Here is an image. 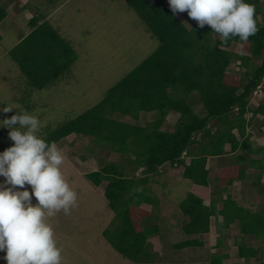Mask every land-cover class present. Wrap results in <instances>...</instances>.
Listing matches in <instances>:
<instances>
[{
    "label": "trees",
    "instance_id": "16d2710c",
    "mask_svg": "<svg viewBox=\"0 0 264 264\" xmlns=\"http://www.w3.org/2000/svg\"><path fill=\"white\" fill-rule=\"evenodd\" d=\"M124 1L158 46L107 89L97 104L44 138L57 143L75 134L90 137L96 153L102 146L110 148L102 156L103 165L83 176L96 186L103 185L106 205L114 215L102 234L123 258L134 263L156 260L157 253L148 240L160 234L153 212L166 202L165 190L172 180L165 174L169 166L181 169L182 178L192 185L213 188L208 204L188 191L175 205L178 213L175 210L167 220L172 218V226H180V231L172 233L171 249L203 248L213 221L218 232L235 233L231 244L237 259L230 260L233 257L222 251L223 238L218 237L211 245L215 251L209 254L208 264H241L242 260L264 264L260 261L264 253V142L254 145L250 141L255 134L264 140V99L250 106L255 93L264 97V22L259 20L264 14L260 1L247 0L255 7L257 33L247 41L234 37L227 43L208 25L198 28L195 22L190 29L171 13L164 0ZM5 17L6 10L0 4V22ZM29 27L9 53L29 86L41 90L62 76L77 56L42 16L30 18ZM232 44L239 45L240 51L230 50ZM232 63L238 64L236 71L230 70ZM149 112L152 120L134 123L141 113ZM171 112L178 114L172 130L162 129ZM248 127H254L256 133L247 131ZM226 144L230 152H242L235 166L209 170L208 159L223 155ZM245 156L249 159L241 164ZM248 167L256 170L252 185L263 201L259 209L243 206L227 190L246 178ZM148 217L151 224L143 226ZM246 238H253L256 245H248Z\"/></svg>",
    "mask_w": 264,
    "mask_h": 264
},
{
    "label": "rangeland",
    "instance_id": "374dc122",
    "mask_svg": "<svg viewBox=\"0 0 264 264\" xmlns=\"http://www.w3.org/2000/svg\"><path fill=\"white\" fill-rule=\"evenodd\" d=\"M164 1L168 5L167 0ZM259 1L264 14V0ZM0 4L6 10V17L0 22V109L12 106L17 113L27 111L37 115L41 120L39 135L43 138L67 120L97 104L107 89L158 46L157 40L124 0H0ZM176 15L188 26L196 22L188 17L187 12ZM33 16H42L51 23L71 44L77 56L62 76L41 90L29 86L9 53L30 31L29 20ZM259 20L264 22V15H259ZM230 50L240 51V46L232 44ZM238 67L237 63H232L230 70L236 71ZM261 99H264L263 95L261 97L257 92L250 106H255ZM195 110H199V105L195 106ZM13 114L0 112V120L10 118ZM152 115V112L141 113L134 123L142 125L152 120ZM177 118V113H169L162 129L172 130ZM8 131L7 128H0V152L13 144ZM247 131L256 133L254 127H248ZM91 143L90 137H77L75 134L55 143L65 155L61 171L77 193L76 205L67 213L61 210L55 216L46 218L54 230L57 246L62 250L61 264H208L209 254L215 251L211 245L218 237L223 238L222 251H227L233 257L230 260L237 259L236 248L231 244L235 233L218 232L213 221L211 231L205 235L206 245L203 248L171 249L169 244L174 241L172 235L180 231V226H172V218L167 220L169 215L175 213V205L188 191L208 204L213 188L192 185L182 178L181 169L175 171L169 166L165 174L172 180L165 190L166 202H162L160 209L153 212L158 217L160 234L148 240L157 258L152 263H134L123 258L102 234L114 215L106 205L103 185L96 186L83 176L103 165L102 156L110 152V148L102 146L96 153L91 149ZM230 157L232 161L233 156ZM211 165H215L214 160ZM251 172L249 174L253 177L255 171ZM250 185V179L237 181L234 187L229 188V192L243 206L259 209L263 201L250 190ZM25 187L31 192L30 186ZM32 202L36 203L34 197ZM150 224L149 217L142 221L143 226ZM246 240L248 245H256L253 238ZM3 257L4 253L0 252V264H6ZM242 261L241 264L259 262ZM260 261L264 262V253Z\"/></svg>",
    "mask_w": 264,
    "mask_h": 264
},
{
    "label": "clouds",
    "instance_id": "9594fccd",
    "mask_svg": "<svg viewBox=\"0 0 264 264\" xmlns=\"http://www.w3.org/2000/svg\"><path fill=\"white\" fill-rule=\"evenodd\" d=\"M167 2L173 15L187 12L198 28L210 26L225 43L234 37L247 41L259 30L255 7L247 0ZM0 112L14 113L0 120V128L9 130L13 142L0 152V252L6 264H61L62 250L46 218L61 210L67 213L76 205L77 193L61 171L65 155L39 135L41 120L37 115L17 113L12 106Z\"/></svg>",
    "mask_w": 264,
    "mask_h": 264
},
{
    "label": "crops",
    "instance_id": "0c3cea01",
    "mask_svg": "<svg viewBox=\"0 0 264 264\" xmlns=\"http://www.w3.org/2000/svg\"><path fill=\"white\" fill-rule=\"evenodd\" d=\"M250 141L254 144V145H262L264 140L263 138L261 137H256V136H253L250 138ZM234 154V155H233ZM239 155H242V152L240 150H236L234 152H230L229 150V144H226L224 146V154L223 155H220V156H214V157H211L208 159L207 161V167L209 168V170L211 171H218L219 169L221 168H228V167H233L235 166V161L237 159V156ZM230 156H233V159L231 161V158ZM245 160H243L241 164H245L244 162L246 160L249 159L248 156H245ZM214 160L215 161V165H211V161ZM96 170V169H95ZM251 171H255V173H253V177H251V175L249 174ZM246 179H250V190H253L254 193H256L255 189L253 188V185H252V182L254 181L255 179V176H256V170L252 167H248L247 170H246ZM252 173V172H251ZM264 171H263V174H262V178H261V181L264 182ZM244 180H241V181H238V182H244ZM237 184V181L234 182L230 187H234L233 185H236ZM229 187V188H230ZM229 188L227 189L229 191ZM257 194V193H256ZM253 209V208H252ZM242 262H245L244 260Z\"/></svg>",
    "mask_w": 264,
    "mask_h": 264
},
{
    "label": "built area",
    "instance_id": "2783aa9c",
    "mask_svg": "<svg viewBox=\"0 0 264 264\" xmlns=\"http://www.w3.org/2000/svg\"><path fill=\"white\" fill-rule=\"evenodd\" d=\"M255 94H257V93H255Z\"/></svg>",
    "mask_w": 264,
    "mask_h": 264
}]
</instances>
